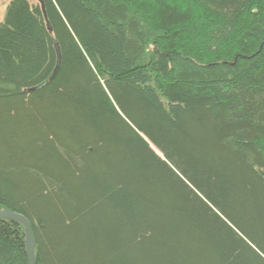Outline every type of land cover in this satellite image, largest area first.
Returning a JSON list of instances; mask_svg holds the SVG:
<instances>
[{"label":"trees","instance_id":"16d2710c","mask_svg":"<svg viewBox=\"0 0 264 264\" xmlns=\"http://www.w3.org/2000/svg\"><path fill=\"white\" fill-rule=\"evenodd\" d=\"M1 1L0 210L35 264H264V0Z\"/></svg>","mask_w":264,"mask_h":264},{"label":"water","instance_id":"95a60500","mask_svg":"<svg viewBox=\"0 0 264 264\" xmlns=\"http://www.w3.org/2000/svg\"><path fill=\"white\" fill-rule=\"evenodd\" d=\"M36 2L40 5L41 11L45 17L43 0H36ZM47 30L49 33H51V29L48 26V24H47ZM54 50H55V55H56V61H55V66H54V69L51 75L48 77V79L45 82L40 83L39 85L33 87L29 91H35V90L42 88L57 73L58 68L60 66V62H61L60 51H59V47L57 44H54ZM0 220L10 221V222L16 223L21 226L24 232L25 255L27 258V264H35V239H34L31 226L27 222V220L21 215H18V214H15V213H12L6 210H0Z\"/></svg>","mask_w":264,"mask_h":264},{"label":"rangeland","instance_id":"374dc122","mask_svg":"<svg viewBox=\"0 0 264 264\" xmlns=\"http://www.w3.org/2000/svg\"><path fill=\"white\" fill-rule=\"evenodd\" d=\"M5 3H6V1L0 2V21L2 20V17H3V10H4Z\"/></svg>","mask_w":264,"mask_h":264}]
</instances>
